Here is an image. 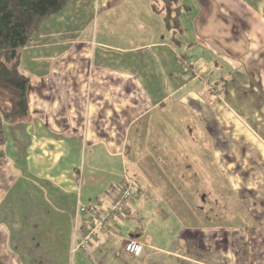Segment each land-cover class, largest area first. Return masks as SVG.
<instances>
[{
    "label": "crops",
    "instance_id": "obj_1",
    "mask_svg": "<svg viewBox=\"0 0 264 264\" xmlns=\"http://www.w3.org/2000/svg\"><path fill=\"white\" fill-rule=\"evenodd\" d=\"M178 2V44L154 0H71L10 64L29 84L30 115L7 126L4 160L28 192L34 185L38 228L53 220L39 241H25L21 264H69L73 253L78 264H218L219 245L226 246L220 250L225 264H264V137L217 102L242 99V114L264 127V0ZM218 79L227 91L213 90L222 84ZM186 107L214 133L215 159L223 154L226 165L240 164L244 180H257L242 189L237 223L218 225L221 206L206 200L218 196L204 190L206 180L209 186L217 181L211 173L217 161L177 150L183 146L176 127L190 121ZM187 133L195 154L212 144L203 143L194 127ZM219 134L225 140L220 152ZM165 143L174 152L165 153ZM107 175L129 179L134 195L101 227L94 217L112 206L110 195L98 189ZM83 186L98 197L81 200ZM219 196L234 206L232 198L240 195L232 189ZM182 206L193 214L189 221L206 216L209 225L181 228L183 212L175 210ZM1 214L7 210H0V227L13 228ZM87 236L89 244L80 247ZM129 238L144 244L141 256L125 252Z\"/></svg>",
    "mask_w": 264,
    "mask_h": 264
},
{
    "label": "rangeland",
    "instance_id": "obj_2",
    "mask_svg": "<svg viewBox=\"0 0 264 264\" xmlns=\"http://www.w3.org/2000/svg\"><path fill=\"white\" fill-rule=\"evenodd\" d=\"M219 81L221 82V80L218 79V82ZM221 83L224 84V82H221ZM218 89H219L218 87L214 86L213 90L218 92ZM242 98H244V96ZM217 102H220L222 104L224 103V105L227 104L238 115V118L240 120H243L247 124L250 125V127L252 128V131L258 132V130H259L260 134L264 137V127L258 126V124L256 123V120L253 116L249 117V116H245L244 114H242V111H243L242 106H241V104L243 103L242 99H240L239 101L231 100V99H228V100L225 99L224 102H223V100H219ZM251 102L248 101L246 103H251ZM257 108H258V105H256V109ZM185 113L188 115V118L190 119V121L189 120L186 121L185 124H183L181 122L180 125L176 127L177 129L179 127H181V129H180V136L182 138L181 145L184 147V148L178 147L177 150H178V152H180V151H182V149H185L186 154L188 153L189 156L190 155L191 156H198L200 158H201V156H206L207 158L211 159V161L213 163H214L213 160L217 161V163L212 164V166H211L212 180H213L214 174L216 176V173H217V176H216L217 181L216 182L212 181V186L211 185L209 186L210 182H208L206 180L205 182L207 184H204L205 185L204 190H206V192H210V190H216L218 193V196H215V197L211 196L210 198L207 197L206 200L207 201L211 200L214 202L217 200V204L219 206H221V208L219 209V213H218V220H217L218 225L237 223L241 219L240 214L242 212H244V209H242L243 208L242 204H240L239 203L240 201H238V200L245 199V198H243V195H242V189L246 188V187L247 188H253V185L257 184V183H255L257 180L255 181V180H253V178H251V180H248V182L246 180H244L242 178L243 177L242 175H245L246 173L241 170L240 164H237V165L236 164H233V165L227 164L226 165L225 160L223 159L224 157L222 156L223 154L222 155L219 154L218 159H215V153H214L215 149H214V145L212 143L213 142L212 136L214 135V133L210 130L209 131L205 130L206 127L204 126L203 120H201V117L199 118V116L197 115L196 112H193L188 107H186ZM261 114L264 116L263 111H261ZM202 115H204V114H202ZM203 118H204V116L202 117V119ZM205 118H206V116H205ZM171 120H172V118H171ZM235 120H236V118H235ZM189 126H191V128L194 127L197 129V132L199 133V138H201V141L203 143L207 142V141L209 143L210 142L212 143L209 148L203 149V150L200 149L199 151H196V154L194 153V149L190 145V142H192V140L190 138V134L189 133L186 134L187 128ZM170 129H171L170 134H168L167 136L173 138L174 134L172 133V129H175L174 125H169V130ZM198 133H196V134H198ZM178 135H179V133H178ZM223 135L224 134H222V136ZM169 141H171V140H169ZM218 141H219V143L217 144V146H218L217 148L219 151L220 149H223L222 147H225V145H224L225 140L223 138H221L220 134H219ZM228 141L231 142L230 139H228ZM172 142L173 141H171L170 143L172 144ZM209 143H208V145H209ZM162 145L167 146L168 144L165 143ZM201 151H205V153L204 152L201 153ZM244 151H243V153H244ZM164 152L165 153H172V152H174V150L171 148V146L168 145V147L166 149H164ZM150 155L153 156L152 154H150ZM11 165L13 166V171L11 169ZM14 167L15 166L10 161L8 162V161L0 158V210L1 209L7 210L6 215H3V214H1V215L4 218H6L7 222L10 225L13 226V228H10V229L8 228V230L6 229L5 226L0 227V264H21L20 260H19L20 259L19 252L21 251V249H23L22 247H24V245H26L25 241H29V244L33 243L34 242L33 239H35V238L39 241L40 240L39 236L41 234V231H49L50 232L51 230L49 228V225L51 223H53V220L46 221L47 223H45V221H42L41 230L38 228V226H37L38 223L37 224L35 223V220L37 219L36 213H38L36 211V200H38V195H36V192H34L35 187H34V185H31L29 188H31L32 190L30 192H28L26 190L28 188H26V186H24V183L21 181V175L18 174L19 173L18 171L16 172ZM6 171H7V173H6ZM246 172H249L247 170V168H246ZM228 175H230V177ZM164 176L170 177L171 175L166 173ZM231 176H233L236 179L230 180L229 178H231ZM106 177H108L109 179L104 180L101 183V185L98 186V189L104 197L108 198V195H110V197H111V194L110 193L108 194V188H109V185L111 184V182L113 181L112 188L113 187L118 188L119 185L121 184V182L123 181V178L121 176V177L114 179L108 175ZM170 183H172V182H170ZM201 184L203 185L202 181H201ZM206 185H208V186H206ZM232 189L233 190H239V195H240L238 198L237 197L234 199L232 198V201H235L234 206H232L230 204L228 205L226 203V201H229V200L231 201V198H229V197L225 198V197L219 196V194H221V191H224V192L227 191L228 194H230V191ZM212 192L210 194H213ZM98 195H99V192H97V190H92L88 186H85L83 189L82 195L79 198L85 202L86 199H88V196L97 198ZM218 199H219V201H221V203L218 202ZM206 207L209 208L210 207L209 204H206ZM46 209H47V207H46ZM179 211L183 212V220L179 221L180 222L179 225L181 226V228L184 227L187 230H189L191 227H197L198 228L200 226L202 227V225L203 226H207V224L209 225V219L206 218V216H205V218L203 217L204 219H202V222H199L198 218L194 219V220L192 219L191 221H189L190 215L192 216L193 214L189 215L188 210H185V208L183 206L179 210H177V211L175 210V212L177 213L178 216H179ZM176 213H175V216H176ZM206 213L207 212L203 211L202 215L206 214ZM44 214L48 215L49 211L45 210ZM185 216H187L186 219H185ZM224 235H225V232H219V238L224 237ZM208 236H209V232H207V237L205 238V243H206V249L205 250L209 254V248L210 247H209ZM223 242H224V240L219 241V244L223 243ZM225 247L226 246L219 245L218 251H219V255H221V256H218V261H219L218 264H225V258L222 255V253L220 252L221 249L225 250ZM29 250L32 251L31 249H29ZM78 261H79L78 256L75 253H73V255H71L69 264H78Z\"/></svg>",
    "mask_w": 264,
    "mask_h": 264
},
{
    "label": "trees",
    "instance_id": "obj_3",
    "mask_svg": "<svg viewBox=\"0 0 264 264\" xmlns=\"http://www.w3.org/2000/svg\"><path fill=\"white\" fill-rule=\"evenodd\" d=\"M70 1L0 0L1 159H6V147L8 144L7 126H17L25 122L30 115L29 84L26 80L12 73L10 64L15 62L20 51L30 44L41 24L63 10ZM153 9L156 12L164 11L166 13L165 22L169 30H173L174 32V43H180L177 34H180L181 30L180 14L182 11L178 0H154ZM215 86L219 88L218 91L221 89L227 91L225 84L216 83ZM109 191H112V186L109 188Z\"/></svg>",
    "mask_w": 264,
    "mask_h": 264
},
{
    "label": "built area",
    "instance_id": "obj_4",
    "mask_svg": "<svg viewBox=\"0 0 264 264\" xmlns=\"http://www.w3.org/2000/svg\"><path fill=\"white\" fill-rule=\"evenodd\" d=\"M132 195V182L129 179L123 180L118 188H114V190L111 191L110 198L112 200V206L108 213H106V215L103 217H94L96 222H98V225L101 227L108 226L117 217V215H119L121 212H124L128 203L132 200ZM82 211L86 212L87 210L86 208H82ZM89 238L90 237L87 236L80 244V247L86 248L90 242ZM124 249L126 253L135 257H139L143 253L144 244L135 238H129L124 243Z\"/></svg>",
    "mask_w": 264,
    "mask_h": 264
}]
</instances>
